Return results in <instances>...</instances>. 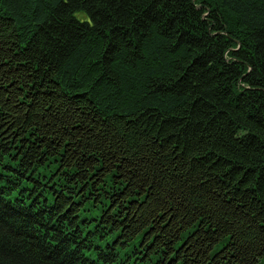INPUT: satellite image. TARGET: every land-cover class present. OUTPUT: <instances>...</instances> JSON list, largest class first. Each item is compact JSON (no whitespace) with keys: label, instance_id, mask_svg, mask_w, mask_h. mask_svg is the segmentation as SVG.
Returning a JSON list of instances; mask_svg holds the SVG:
<instances>
[{"label":"trees","instance_id":"obj_1","mask_svg":"<svg viewBox=\"0 0 264 264\" xmlns=\"http://www.w3.org/2000/svg\"><path fill=\"white\" fill-rule=\"evenodd\" d=\"M0 264H264V0H0Z\"/></svg>","mask_w":264,"mask_h":264}]
</instances>
